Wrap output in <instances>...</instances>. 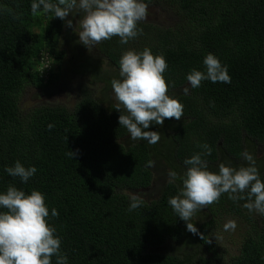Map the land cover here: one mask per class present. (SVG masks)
<instances>
[{
    "label": "trees",
    "instance_id": "obj_1",
    "mask_svg": "<svg viewBox=\"0 0 264 264\" xmlns=\"http://www.w3.org/2000/svg\"><path fill=\"white\" fill-rule=\"evenodd\" d=\"M32 2L0 0V194L11 185L26 195L33 190L44 195L46 219L56 229L67 264H210L203 255L214 254L215 248L206 229L211 231L223 213L247 223L239 212L247 201L233 202L223 194L207 212H196L189 222L197 235L187 231L168 199L182 188L179 177L189 167L185 159L204 151L199 145L210 146L211 155L202 158L208 171L218 173L220 163L236 168L245 161V145L264 143V0H143L167 10L170 21H141L143 34L127 44L113 37L88 55L81 46L73 48L69 59L61 49L65 21L42 8L33 16ZM145 48L165 58L167 94L183 105L179 121L165 119L162 126L143 129L160 134L154 145L131 140L109 101L111 81L122 79V54ZM209 53L227 67L231 82L204 80L192 88L186 77L193 69L206 71L203 60ZM42 55L55 61L56 72L50 69L42 76ZM77 78L86 81L77 86L79 97L72 107H22L27 89L54 91ZM95 83L104 85L97 96ZM16 161L37 169L26 183L5 171ZM148 161L155 166L146 167ZM170 171L178 174L172 183ZM165 173L168 179L156 187L158 175ZM259 174L264 181V173ZM153 187L154 200L142 199L139 208L128 210L130 193L144 197ZM53 208L58 217L51 216ZM248 225L237 235V254L227 257V264H264V228ZM56 260L53 256L52 264Z\"/></svg>",
    "mask_w": 264,
    "mask_h": 264
},
{
    "label": "clouds",
    "instance_id": "obj_2",
    "mask_svg": "<svg viewBox=\"0 0 264 264\" xmlns=\"http://www.w3.org/2000/svg\"><path fill=\"white\" fill-rule=\"evenodd\" d=\"M54 13L55 18L65 20L74 10L83 13L78 21L80 31L79 41L86 47L95 45L113 37H119L121 44L143 34L138 28L141 21L147 19L148 4L143 0H33L31 14ZM72 26V21H67ZM206 71L193 69L186 77L192 88L201 86L202 81L212 83H230L231 77L226 66H222L219 59L209 53L203 60ZM167 62L162 55H153L149 48L141 52L125 51L119 61V75L122 79H113L111 87L116 100L115 108L120 112L118 123L127 129L133 141L146 140L154 145L159 142L160 134L154 131H144L151 124L163 125L165 119L179 121L183 117V105L167 93L169 85L164 73ZM174 86V85H173ZM189 91L184 89L185 94ZM54 125L49 124L51 130ZM204 151L185 159L187 167L183 176L182 188L176 196L168 199V204L179 217L186 222L187 231L197 234V228L190 223L196 212L218 203L223 194L233 202L246 200L242 205L249 213L256 212L264 216V181L261 180L259 170L255 166L253 156L245 150L241 156L247 161V166L239 169L218 165V173L207 170V162L202 157L211 155L209 145H199ZM73 158L74 153H68ZM155 166L154 161H148L146 167ZM5 171L11 177H19L26 183L37 171L33 166L25 168L19 161L14 167H7ZM169 183L178 178L175 171H170ZM131 201L129 211L139 208L143 204L137 194H129ZM0 208L7 211L0 212V264H52V257L56 256V264H67V257L60 253L61 240L55 235L56 229L47 222L49 210L44 195L33 190L30 195L16 187L9 185L5 194H0ZM55 208L52 217H58ZM235 221H228L224 230L236 229ZM201 239L204 236L201 235ZM211 241H209L210 243Z\"/></svg>",
    "mask_w": 264,
    "mask_h": 264
},
{
    "label": "rangeland",
    "instance_id": "obj_3",
    "mask_svg": "<svg viewBox=\"0 0 264 264\" xmlns=\"http://www.w3.org/2000/svg\"><path fill=\"white\" fill-rule=\"evenodd\" d=\"M82 17H83L82 12L74 10L64 20L66 25L68 20L72 21L71 27H68L66 25L64 26L61 36L63 41L61 45V49L66 51L67 54L66 57L68 59L71 56V52L73 51L72 49L74 48L75 51L76 47L81 46L82 49L85 50L86 55H88L89 52L92 53L94 51L92 50L93 47L88 48L79 41L78 33L81 29L79 27L78 21L82 19ZM144 21L155 24H166L170 21V18L167 10L163 9V7L154 5V6H148V16L147 19ZM66 35L67 37H71V38H65ZM36 63H38V61ZM39 64H40L39 70L42 72V76H46L47 71L50 69L55 72L57 71L55 61H52V58L46 55L41 56V59L39 60ZM106 67L107 65L105 64L104 69H106ZM85 81L86 78L83 79L82 81H79L77 78L74 79L73 81L71 80L70 82H64L63 84L57 85L54 91H37L34 89H27L22 96V107L24 109H29L41 104L56 103L61 106L70 108L74 105L76 99L79 97L78 96L79 91L77 89V86L79 85V83H83V82L85 83ZM103 87L104 85L99 83H95L93 85V91L96 96L101 92ZM109 101L110 103L116 105L114 92H111L109 94ZM255 159L258 160L264 159L263 145H260L259 152L257 153V158ZM241 166H247V163L243 162L242 164H239L238 168L236 169H239ZM166 175H167L166 173L164 175L161 174L158 175L159 180L157 181L158 185L156 187H158L161 184V182H164L165 180L168 179ZM141 198L147 203L151 202L156 198V188L153 187L151 190L146 191L144 197ZM205 209L206 208H204L203 211L207 212V210ZM218 217L220 221L215 219L216 221L219 222L212 227L211 231H209L208 229H206L205 231V237L208 240V242L211 241L210 244H212V246L215 248V252L214 254L204 253L203 257L207 259H211L212 262L210 264H227L228 263L227 257H235L237 254V245L239 243L237 239V235L244 233V231H248L249 226L244 220L238 218L236 215L233 214L226 216L223 213L221 215L219 214ZM228 221L236 222L237 227L234 231L224 230V225ZM204 223H206L205 218L202 219L201 225H204Z\"/></svg>",
    "mask_w": 264,
    "mask_h": 264
},
{
    "label": "flooded vegetation",
    "instance_id": "obj_4",
    "mask_svg": "<svg viewBox=\"0 0 264 264\" xmlns=\"http://www.w3.org/2000/svg\"><path fill=\"white\" fill-rule=\"evenodd\" d=\"M260 145L264 146V143L259 144L256 141H253V146L252 145L251 146L248 145V146L251 149H254V156L253 155L252 156L256 162L255 166L258 168V170H260L262 173H264V159H261V160L255 159V158H257V153L259 152ZM248 146L245 145L244 151L249 150ZM242 163L243 162H241V161L239 162V164H242ZM244 163H247V161H244ZM236 168H238V166H236ZM239 212L246 215V217L248 218V219L246 218L247 224L249 221V223L252 227H257L259 230L264 228L263 216H261L260 214H258L256 212L249 213L248 210L243 208L242 206L240 207Z\"/></svg>",
    "mask_w": 264,
    "mask_h": 264
}]
</instances>
